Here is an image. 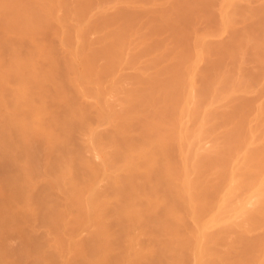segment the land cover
Segmentation results:
<instances>
[{"label":"bare ground","instance_id":"1","mask_svg":"<svg viewBox=\"0 0 264 264\" xmlns=\"http://www.w3.org/2000/svg\"><path fill=\"white\" fill-rule=\"evenodd\" d=\"M0 264H264V0H0Z\"/></svg>","mask_w":264,"mask_h":264}]
</instances>
